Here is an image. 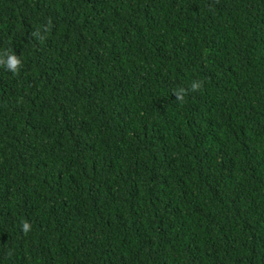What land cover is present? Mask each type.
I'll use <instances>...</instances> for the list:
<instances>
[{"label":"trees","instance_id":"trees-1","mask_svg":"<svg viewBox=\"0 0 264 264\" xmlns=\"http://www.w3.org/2000/svg\"><path fill=\"white\" fill-rule=\"evenodd\" d=\"M0 264H264V0H0Z\"/></svg>","mask_w":264,"mask_h":264},{"label":"clouds","instance_id":"clouds-1","mask_svg":"<svg viewBox=\"0 0 264 264\" xmlns=\"http://www.w3.org/2000/svg\"><path fill=\"white\" fill-rule=\"evenodd\" d=\"M2 62L6 66V68L12 73H16L19 70L20 65H21L20 59L17 58V56L15 54H8L6 56V59H3ZM197 86L198 85L196 83L192 84L193 89L197 88ZM177 98H179V96H177ZM28 227L29 226L26 223L22 226L24 231H27Z\"/></svg>","mask_w":264,"mask_h":264}]
</instances>
